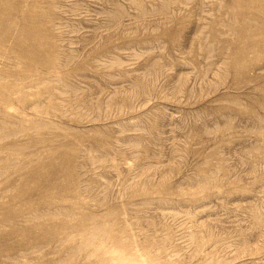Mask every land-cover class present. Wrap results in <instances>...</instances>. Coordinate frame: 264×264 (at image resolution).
I'll return each mask as SVG.
<instances>
[{
    "label": "rangeland",
    "instance_id": "rangeland-1",
    "mask_svg": "<svg viewBox=\"0 0 264 264\" xmlns=\"http://www.w3.org/2000/svg\"><path fill=\"white\" fill-rule=\"evenodd\" d=\"M0 264H264V0H0Z\"/></svg>",
    "mask_w": 264,
    "mask_h": 264
}]
</instances>
